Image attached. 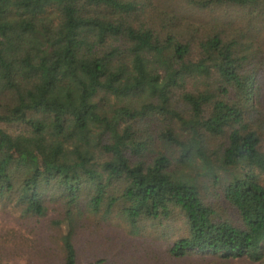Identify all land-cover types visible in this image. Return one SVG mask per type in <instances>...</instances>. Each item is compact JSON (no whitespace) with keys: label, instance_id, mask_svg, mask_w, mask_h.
<instances>
[{"label":"trees","instance_id":"1","mask_svg":"<svg viewBox=\"0 0 264 264\" xmlns=\"http://www.w3.org/2000/svg\"><path fill=\"white\" fill-rule=\"evenodd\" d=\"M176 1L239 8L247 31L187 23L154 0H0V202L41 217L59 201L73 218L84 200L135 230L176 217L172 256L260 261L264 52L251 32L264 31V0ZM211 189L239 223L207 202Z\"/></svg>","mask_w":264,"mask_h":264},{"label":"rangeland","instance_id":"2","mask_svg":"<svg viewBox=\"0 0 264 264\" xmlns=\"http://www.w3.org/2000/svg\"><path fill=\"white\" fill-rule=\"evenodd\" d=\"M154 2L161 6L174 5L187 23L191 22L196 26L211 27L216 22H233L235 28L247 31L248 22L242 18L239 8L199 11L188 9L176 0ZM258 28L251 34L257 37V44L262 45L264 52V31L260 33ZM261 75L262 96L258 108L264 121V72ZM109 102L111 105L121 104L114 96H110ZM1 126L11 133L26 129L23 124L2 123ZM175 128L180 130L179 125ZM208 192L207 202L216 208L218 214L224 219L229 218L239 223L237 211L220 192L212 189ZM67 210L62 202H53L45 216L33 217L23 215L14 207L5 208L0 202V262L65 264L64 244L70 239L77 249L78 264H264V256L260 261L246 257L226 260L213 254H190L182 258L172 256L170 247L186 230V225L180 218L174 217V221L166 224L142 222L141 228L135 230L116 212L117 209L110 215H104V211L95 213L88 202L83 200L75 209L73 218L68 215ZM71 218L76 220L75 229L70 228L68 220Z\"/></svg>","mask_w":264,"mask_h":264}]
</instances>
